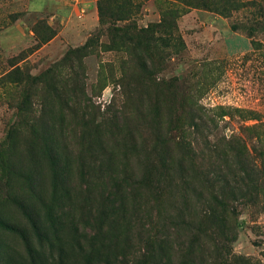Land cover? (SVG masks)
<instances>
[{
    "label": "rangeland",
    "instance_id": "374dc122",
    "mask_svg": "<svg viewBox=\"0 0 264 264\" xmlns=\"http://www.w3.org/2000/svg\"><path fill=\"white\" fill-rule=\"evenodd\" d=\"M106 1L0 0V264H264V128L246 171L227 145L255 123L236 109L264 118L262 60L231 28L254 10H190L161 61L115 34L160 0L102 22ZM180 85L232 113L210 142L177 122Z\"/></svg>",
    "mask_w": 264,
    "mask_h": 264
},
{
    "label": "trees",
    "instance_id": "16d2710c",
    "mask_svg": "<svg viewBox=\"0 0 264 264\" xmlns=\"http://www.w3.org/2000/svg\"><path fill=\"white\" fill-rule=\"evenodd\" d=\"M108 2H110L108 7H100L102 22H104L107 17H115L113 11L109 9L113 4V7L117 10L119 15L123 13L119 21L129 20L128 17L132 15L133 9H136L138 12L141 7L139 0L106 1V3ZM160 3L162 4V9L160 8L161 15L157 22L150 23L146 27H139L138 24H129L125 25L123 27L124 29H115V34L118 33L116 39H119L117 42L120 44L121 48L128 50L131 46H137L138 48L142 47L143 49H147L148 52H152L151 55L153 54L152 56L158 57V60L164 61L170 55V46L167 43V39L176 35L178 31V19L183 14L192 9H203L212 13L220 14L226 18H232L234 12L252 9L254 10L253 16L256 18L250 21L249 24L251 27L248 28V30L242 29L236 25L235 22L231 23V28L234 31H243L251 40L254 48V56L257 58V61L262 60L260 64V75L264 79V0H160ZM43 41L47 40L43 39ZM133 54L137 56L136 53ZM146 74L150 75V72L147 70ZM135 75L136 77L140 76V74ZM166 84L167 83L165 82L162 83L161 89L169 94L172 87ZM188 89L191 90L193 88ZM186 91L188 90L181 85L176 86L174 89L176 95L175 100L178 106L177 122L180 124L184 123L186 126L188 123L200 138H205L206 141L210 142L211 136L217 137L214 134L218 128L217 119L221 122H226V117H231L232 113H224L223 108L220 106L212 110H207L206 107L200 104L201 100L197 97L198 93L202 91L200 87L193 93L194 96L191 92ZM234 112L244 122H255L252 125L246 124L244 128H241L240 133H242L243 136L233 135L227 141L229 152L232 155L230 161L236 162L242 169H244V171H246L249 169V161L245 151L248 148V143L254 139L258 142H264V134L255 136L253 139L248 137L246 132L249 130L256 131V129L264 128V118L259 114L246 109H236ZM201 129L207 130L210 135L204 136L200 132ZM212 146L217 148V145L215 144ZM224 163H227L226 160H224ZM181 166L183 167V165ZM227 167L230 168V166ZM211 213L213 216L210 217L217 218L213 209L211 210ZM33 223L35 225V222ZM184 225L186 227L185 231H189L187 237L192 244H196L198 240L197 235L191 230V227L194 225H190L186 219L184 220ZM196 231H198V229Z\"/></svg>",
    "mask_w": 264,
    "mask_h": 264
}]
</instances>
